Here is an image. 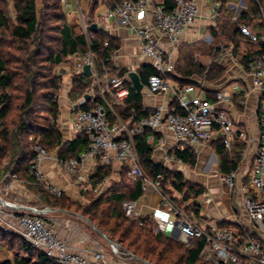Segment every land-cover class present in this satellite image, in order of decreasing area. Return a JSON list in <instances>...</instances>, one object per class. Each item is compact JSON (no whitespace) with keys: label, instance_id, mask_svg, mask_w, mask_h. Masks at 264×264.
Here are the masks:
<instances>
[{"label":"built area","instance_id":"built-area-1","mask_svg":"<svg viewBox=\"0 0 264 264\" xmlns=\"http://www.w3.org/2000/svg\"><path fill=\"white\" fill-rule=\"evenodd\" d=\"M61 1L65 9H71L73 0ZM103 1L104 13L99 23L104 25L115 22L131 31L140 40L143 58L157 71V74L149 78L148 94L165 96L175 105L157 107L139 119L131 116L128 119L115 118L113 121L110 119V111L113 107L125 105L130 96V89L120 76L107 78L105 87L97 88L93 85L88 89L86 94L91 95V108L80 109L75 114L74 129L88 140L84 151L77 157L63 160L55 152L36 143L33 147L35 156L30 165V174L46 192L57 198L64 197L65 191L45 180L42 171L43 164L54 159L65 176L81 192L101 195L107 179L95 185L92 179L95 173L89 167V163L97 161L105 168L119 164L128 169V176L132 181L141 182L144 193L151 186L162 191L163 206L176 218V228L181 232L184 241L189 242L194 239L205 241L204 258L207 262L264 264V52L250 58L253 88L260 93L262 99L259 115L261 132L249 184L242 188L244 192L251 193V197L246 202V209L255 225L253 233L234 227L212 226L204 229L192 223L187 214V208L194 209L200 205L199 197L183 205L174 203L161 189L164 176L159 174L153 179L144 172L135 141L138 136L148 131V143L153 151L157 152L165 151L167 146V139L163 135L165 131L173 135L177 144L192 145H205L211 142L216 137L217 131L226 135L230 134L233 131V123L225 109V104L230 102L229 99L222 92H218L214 102L204 98L205 78L185 87L174 84L170 77L175 72L176 64L172 56L162 48L161 39H165L173 47H178L181 37L196 25L200 17H204L210 25H216L222 17V10L225 9L233 13L232 22L238 26L239 36L236 40L253 45L261 44L264 47V15L260 20L261 29L253 30L240 22L242 14L248 11L246 0H239L240 2L236 5L219 0ZM203 31L206 33V28ZM84 32L88 38H91L93 32L90 24L85 25ZM205 37L206 43L215 44L211 34H206ZM235 47L236 43L233 40L216 43V48L222 54L232 55ZM87 65L92 67V76L97 75L95 57L92 52L83 59L80 64L81 70L83 71ZM108 88L113 89L110 102L106 100ZM85 104V100L82 99L80 107ZM30 139L34 140V137ZM224 141L227 146H230L227 138ZM165 159L169 162L182 161L177 154L170 152L165 154ZM220 177L231 190L236 188V172L221 174ZM6 178H10L9 188H13L14 183L29 184L16 175L9 174ZM168 184L171 183L168 182ZM0 197H2L1 189ZM36 197L40 199L41 195L37 192ZM205 200L206 203L212 202L210 197H206ZM6 203L8 206L0 202V222H9L8 226L11 230L18 233L34 248L42 250L48 258L55 260L58 264H142L134 258V255L116 243L107 244V249L97 245L91 257H87L75 251L68 240L58 233L52 218V214L57 210L8 201ZM123 208L127 216L138 217L137 201L124 202ZM146 218L149 222L155 221L154 216ZM149 264L152 263L149 262Z\"/></svg>","mask_w":264,"mask_h":264},{"label":"trees","instance_id":"trees-1","mask_svg":"<svg viewBox=\"0 0 264 264\" xmlns=\"http://www.w3.org/2000/svg\"><path fill=\"white\" fill-rule=\"evenodd\" d=\"M5 1L0 0V178L3 179L6 174L16 175L20 180L34 184L41 197H45L47 203L54 207L52 209L69 212L77 209L75 214L87 218L110 240L139 259L152 264H211L204 258V240L194 239L184 244L157 231L156 225L147 221V218L126 215L122 209L123 204L128 200L136 201L143 194L141 182H135L132 190L128 179H123V188L122 184L113 186L99 198L91 197L86 206L73 203L66 197L50 196L36 183L29 171L35 156L33 147L36 143L55 152L63 160L77 157L88 143L83 135L73 141H65L58 127L59 95L63 81L57 68L70 56L79 54L85 57L92 52L99 78L107 74L123 77L125 71H118L112 62L114 52L120 49L119 41L103 30L92 33L91 38H88L81 28L70 24L61 0H40V13L37 0H13L15 20L9 15ZM263 15L264 0H248V11L242 14L240 22L253 30H260ZM230 18L231 14L222 13L221 19L211 30L216 36L220 32L221 37H215L217 43L233 40L236 43L234 51L243 47V62L248 66L250 58L263 53L264 47L261 44L253 45L236 40L239 29ZM196 52L186 50L180 67L176 69L183 76L179 81L181 87L193 84L191 77L202 75L207 69L196 61ZM209 52L215 58L220 53L216 46L209 48ZM211 73H216L217 77L221 73L214 63L208 73L210 78ZM155 74L157 71L151 65H144L140 71L144 84ZM89 86V78L84 75L75 77L73 97L84 96ZM129 89L130 96L124 109L119 111L123 119L131 116L139 119L148 115L149 113L142 110L140 94H135L131 87ZM90 108V102L81 107L83 110ZM32 136L34 140L30 139ZM148 136L149 132L146 131L135 140L145 173L153 179L162 174L164 181L161 189L168 196L170 195L165 191L168 182L181 192L188 188L187 192L193 196L198 198L202 195V189L189 185L182 174L172 173L154 163V151L147 141ZM217 153L223 174L237 169L238 162L231 160L223 146L217 147ZM177 156L188 165L195 166L197 163L196 155L190 150L178 152ZM110 174V168H99L92 177L94 184L110 177ZM4 234L7 235L0 230V236ZM18 239L24 257L16 256L0 264H58L42 250L34 248L20 237Z\"/></svg>","mask_w":264,"mask_h":264},{"label":"crops","instance_id":"crops-1","mask_svg":"<svg viewBox=\"0 0 264 264\" xmlns=\"http://www.w3.org/2000/svg\"><path fill=\"white\" fill-rule=\"evenodd\" d=\"M228 1L236 5L241 0ZM246 1L248 2V0ZM103 2V0H73L71 9H65L70 24L81 28L84 35V27L86 24H90L91 26L96 24L99 30L105 31L109 36L119 41L120 49L114 52L112 62L118 71H125V75L122 77L124 83L131 87L135 94H140L143 112L151 113L155 108L163 106L173 107L175 104L165 96L149 95L147 92L148 83L144 84L142 82L144 88L141 93H138L133 88L129 73L136 72L140 76V71L144 65H153L143 58L140 40L131 31L122 28L115 22L104 25L99 23L100 17L104 13ZM222 13L231 14L230 19L232 22L233 13L225 9L222 10ZM232 23L236 24L234 22ZM214 26L216 25H210L204 17H200L196 25L181 37L178 47H173L165 39H161V44L166 53L171 55L175 61L176 66L175 72L172 75V81L178 86H180L179 81L183 79V76L176 69L180 67L179 64L181 63L184 52L186 50L197 51L196 61L206 66L207 69L202 75H194L190 80L194 84L200 79L205 78L206 86L203 91V97L212 102L216 101L218 92L225 94L230 101L225 104V109L233 123V131L228 135L217 131L214 140L205 145H192L190 143L177 144L173 135L165 131L163 135L167 139V146L165 151H154L153 161L155 164L161 165L172 173L182 174L185 182L195 188L202 189V196H198L201 204L194 209L191 207L187 208V214L192 223L204 229H209L212 226L234 227L248 233H253L255 225L251 221L246 209V202L251 197V193L244 192L242 188L249 184L251 169L259 147L261 132L259 115L262 99L260 93L253 88L250 65L246 66L243 62V47L238 51H234L232 55L219 53L218 57L215 58L210 54L209 48L216 46L215 44L217 43L215 37H221L219 36L220 32H218V36L212 32L211 28ZM205 28L206 33L203 31ZM206 34L212 35L215 44L205 42ZM85 57L79 54L70 56L57 68V72L62 76L63 81L59 95L60 116L58 119V127L65 141L68 142L80 136L74 129V122L75 114L81 109L80 102L84 96L73 97L72 91L75 77L84 75L80 64ZM213 63L221 73L218 77L215 75L216 73L214 74L215 76L211 73L210 78L208 77V73ZM112 76H118V74H107L103 78H99L97 73V75L89 78L90 86L88 89L93 85L97 88L105 87L107 85V78ZM108 90L106 100L110 102L113 89L108 88ZM78 106L79 108H77ZM124 107H113L110 111V119L114 121L115 118H123L119 111L124 109ZM226 138L230 141V146L225 144L224 140ZM219 145L225 148L231 160L238 162L237 169L234 171L237 174V186L233 190L220 177L223 172L220 169L221 160L217 153V147ZM186 150H190L196 155L197 163L195 166L188 165L183 161L169 162L165 159L167 152L177 154L178 152H184ZM89 167L96 173L102 165L97 161H91ZM110 169V177L106 178L107 184L99 196L107 193L113 186L122 184L121 188H123V179H128L130 188L133 190L135 182L128 176V169L126 167L114 164ZM42 171L45 180L62 188L65 191L64 197L68 198L71 202L80 203L81 205L90 203V200L86 198V194L81 192L65 176L54 159L46 161L42 166ZM14 184H12V189H8L9 187L3 190L1 189V194L4 195V192L10 194L9 190H12V192L16 193V197L19 195V198H24L27 196V193L34 195L37 192L35 185L32 183L27 185ZM165 191L170 195L174 203L179 205H183L189 200L193 201L197 199L196 196L187 192L188 188L184 192H181L176 190L173 185L167 183ZM206 197H210L212 202L206 203ZM163 200L164 196L162 191H159L153 186L149 187L148 191L143 192L136 200L138 202L137 218L154 216V224L159 229L158 231L168 237L175 238L179 241L181 239L182 242H185L182 234H180L179 238H176V234L179 231L176 228V218L163 206ZM22 202H24V199L17 201L19 204H22ZM57 212L69 214V212L62 210H57ZM71 214L78 216L77 214ZM54 223L58 233L68 240L71 247L87 257H91L95 246L100 245L104 247V245L90 236L80 225L71 219L57 218L56 222L54 220Z\"/></svg>","mask_w":264,"mask_h":264},{"label":"rangeland","instance_id":"rangeland-1","mask_svg":"<svg viewBox=\"0 0 264 264\" xmlns=\"http://www.w3.org/2000/svg\"><path fill=\"white\" fill-rule=\"evenodd\" d=\"M5 3H6L5 5L7 6L9 15L12 17V19L15 20L16 19V12L14 9L13 0H6ZM37 3H38L37 4L38 12L40 13V10L42 7L40 0H37ZM5 176L7 177V174ZM5 176L3 177L4 181L2 178H0V189H2V190L8 188L9 184H10V178H6ZM8 189H12V188H8ZM9 191H10V194H6L5 192H4V195L1 194L2 198L8 202L17 203V201L19 199L20 200L24 199V202H22V204H24L26 206L45 207V205H47L51 208H54V207H52V205L50 203H47L45 197H43V196L40 197V199H39L37 197L35 198V194L32 195L31 193L30 194L27 193V196H25L24 198H19V195H18V197H16L15 192H12V190H9ZM35 193H37V192H35ZM49 195L51 196V194H49ZM91 197L99 198L100 196H99V194L98 195L86 194V198H88L89 200ZM53 201H54V199H53ZM77 204H79L80 206L88 205V203H85L84 205H81L80 203H77ZM122 209L124 211L123 207H122ZM62 211L69 212L68 210H62ZM76 211H78V210L74 209L73 212H69V214L62 213V212H54V214H52V218L55 220V222H56L57 218L58 219L59 218H65V219L73 220L75 223L80 225V227L85 232H87L90 236H92L94 239H96L98 242H100L102 245H104V247L107 249V246H106L107 243L101 237L98 236V234L94 231V229L87 222H85L84 220H82L78 216L71 214V213L75 214ZM78 213H81V212L79 211ZM80 216H81V214H80ZM8 223L9 222H4V223L0 222V230L3 231V233H7V235L4 234L3 236H0V263L4 262L6 260H12L16 256L17 257H24L21 242L18 239V237L21 238V236L18 233H16L14 230H11V228L8 226L9 225ZM173 239H175V238H173ZM180 241L182 242L181 239H180ZM182 243L187 244L189 242H182Z\"/></svg>","mask_w":264,"mask_h":264},{"label":"water","instance_id":"water-1","mask_svg":"<svg viewBox=\"0 0 264 264\" xmlns=\"http://www.w3.org/2000/svg\"><path fill=\"white\" fill-rule=\"evenodd\" d=\"M91 31L93 33H97L99 31L98 29V26L96 24L92 25L91 26ZM83 74L85 77L87 78H90L92 77V67L90 65H87L84 67L83 69ZM129 78L131 80V83H132V86L133 88L138 92V93H141L143 88H144V84L142 83L141 79H140V76L138 73L136 72H130L129 73ZM123 84V83H122ZM83 99L85 100L86 103L90 102L91 100V95L90 94H85ZM79 108V106L77 107ZM0 202L3 204V205H7L6 201L0 197ZM8 206V205H7ZM79 218H81L82 220H84L85 222H87L93 229L94 231L98 234L99 237H101L108 245H113L114 242L112 240H110L105 234H103L92 222H90L87 218L83 217V216H80L78 215ZM181 232L178 231L177 234H176V238H179ZM134 258L141 262L142 264H149V262L145 261V260H142V259H139L138 257L134 256Z\"/></svg>","mask_w":264,"mask_h":264}]
</instances>
